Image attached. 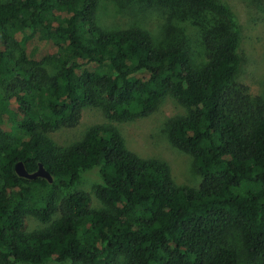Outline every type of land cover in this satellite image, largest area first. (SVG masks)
Segmentation results:
<instances>
[{
  "label": "trees",
  "instance_id": "16d2710c",
  "mask_svg": "<svg viewBox=\"0 0 264 264\" xmlns=\"http://www.w3.org/2000/svg\"><path fill=\"white\" fill-rule=\"evenodd\" d=\"M166 2L191 23L213 15L205 60L185 28L164 26V41L104 28L100 0H0V264H264V99L237 80L239 17L219 0ZM166 98L184 109L166 135L198 187L130 149L118 126ZM87 109L106 122L57 143ZM19 162L53 182L20 177ZM94 168L93 206L77 185Z\"/></svg>",
  "mask_w": 264,
  "mask_h": 264
},
{
  "label": "rangeland",
  "instance_id": "374dc122",
  "mask_svg": "<svg viewBox=\"0 0 264 264\" xmlns=\"http://www.w3.org/2000/svg\"><path fill=\"white\" fill-rule=\"evenodd\" d=\"M228 4L236 12L241 25L239 54L242 62L238 82L246 85L253 96L264 99V0H219ZM170 9L166 0H100L98 18L101 25L108 29H123L138 26L148 30L160 41L165 40L163 27L171 25L186 29V37L194 47L195 59L205 60L203 31L212 24L211 13L197 14L195 23L191 18L181 20ZM211 26V25H210ZM184 114V109L172 98H166L152 116L144 119L125 121L118 124L130 149L146 158L160 159L168 163L179 184L198 187L201 176L194 167L193 158L173 147L166 135L169 119ZM106 122L102 111L87 109L79 127L62 130L52 135L61 145L78 141L85 132L96 124ZM101 182L98 168L82 174L77 189L88 192L97 204L93 187ZM29 228L37 227V222H28ZM45 264H72L49 261Z\"/></svg>",
  "mask_w": 264,
  "mask_h": 264
},
{
  "label": "water",
  "instance_id": "95a60500",
  "mask_svg": "<svg viewBox=\"0 0 264 264\" xmlns=\"http://www.w3.org/2000/svg\"><path fill=\"white\" fill-rule=\"evenodd\" d=\"M16 172L22 178H26V179L45 178V179H48L51 183L53 182L52 176L43 167V165H40L39 169L35 173H30L26 169L24 163L23 162H19L16 165Z\"/></svg>",
  "mask_w": 264,
  "mask_h": 264
}]
</instances>
